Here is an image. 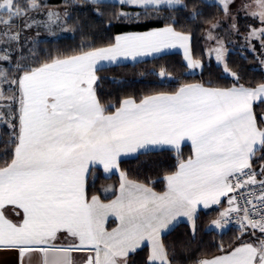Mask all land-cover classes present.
Wrapping results in <instances>:
<instances>
[{"label":"snow or ice","instance_id":"obj_1","mask_svg":"<svg viewBox=\"0 0 264 264\" xmlns=\"http://www.w3.org/2000/svg\"><path fill=\"white\" fill-rule=\"evenodd\" d=\"M191 2L189 19L195 20L203 13ZM116 3L121 10L113 18L137 22L189 6V0ZM233 3L219 0V7L238 32ZM44 7L41 0H0V78L10 92L0 88V101L10 102L7 111L0 109V126L10 130L7 140L0 137L5 147L0 155V251L15 252L18 264H131L132 255L147 246L145 264H173L175 252L162 234L186 217L194 242L198 207L223 206L227 197L229 207L210 227L223 230L235 213L249 240L238 238L228 247L221 243L219 254L196 256L191 264H264V114L258 122L254 112L255 105H264V83L246 87L233 72L231 87L186 84L173 93L105 105L94 88L105 62L135 61L180 47L187 66L195 69L201 63L192 57L191 34L178 30L169 17L161 28L116 35L104 46L49 57L35 66L17 63L13 72L6 67L12 60L10 46L21 42V32L37 23L32 14ZM240 10L259 21V28L249 26L245 39H259L264 52V0H248ZM46 15L49 29L61 21L58 12ZM208 23L207 38L216 40L212 51L219 62L225 50L213 30L220 22ZM158 75L168 73L162 68ZM184 141L191 142L187 158L180 151ZM165 145L177 152V164L164 175L162 191L120 172L115 199L105 203L89 196L88 176L97 166L110 173L119 169L122 156ZM254 160L261 162L258 170ZM256 185L259 194L244 191ZM237 193L246 201L243 207ZM109 217L118 221L110 231L105 227Z\"/></svg>","mask_w":264,"mask_h":264},{"label":"trees","instance_id":"obj_2","mask_svg":"<svg viewBox=\"0 0 264 264\" xmlns=\"http://www.w3.org/2000/svg\"><path fill=\"white\" fill-rule=\"evenodd\" d=\"M41 2L45 5L44 9L66 8L68 13L66 26L71 34L58 39H42L32 42L25 48L26 51L19 60L22 65L35 66L49 57L74 55L82 48L86 50L89 46H104L119 33L163 27L170 22L169 17L177 21L178 30L191 34L192 57L203 63L200 71H191L179 53L167 54L133 64L105 67L97 72L99 79L95 85L97 95L105 105L118 107L119 102L127 97L138 100L144 95L159 92L173 93L186 84L198 83L211 88H225L231 87L236 82L234 77L225 73L221 66L209 60L206 55L204 33L210 26L208 21L215 23L224 14L219 4L210 0H195L197 10L203 13L195 20L189 19V14L193 11L192 2L189 0L187 9L160 13L159 16L153 15L147 19L142 16L138 22L113 18V12L121 10L117 3L92 4L89 0H41ZM123 10L132 11L131 8ZM97 11L103 14L98 15ZM227 66L231 73L234 72L239 76V84L255 87L264 83V70L258 64L257 58L248 51L241 49L231 51ZM162 68L168 73L163 78L158 75ZM254 112L259 122L264 114V105H255ZM7 131L10 130L0 126V137L3 140L8 139L5 135ZM4 151V144L0 142V155ZM180 151L183 158H187L191 155L192 149L189 145H185L180 148ZM259 155L260 153L257 152V156ZM260 163L259 160H254L253 167L259 169ZM176 164L177 152L172 149H162L122 159L119 170L125 172L130 180L146 183L156 191H162L164 175L174 171ZM93 171L96 176L87 185L89 196H102L103 189L110 184L118 186L119 176L117 174L106 177L100 169ZM218 214V209L202 210L198 213L194 242L191 236V226L187 223H179L162 236L170 252H175L173 264H191V260L196 256L219 254L217 248L221 243L228 247L238 243V238L249 240V235L247 233L242 235V231L238 229L229 228L225 231L210 229L211 222L217 218ZM189 250L193 253L192 256L189 255ZM147 254L148 247L145 246L132 255L131 264H145Z\"/></svg>","mask_w":264,"mask_h":264},{"label":"rangeland","instance_id":"obj_3","mask_svg":"<svg viewBox=\"0 0 264 264\" xmlns=\"http://www.w3.org/2000/svg\"><path fill=\"white\" fill-rule=\"evenodd\" d=\"M210 1L219 4V0ZM101 2L116 3V0H101ZM247 2L248 0H235V3L231 4V12L232 15L235 17V23L237 28L239 29L238 32L233 31L231 29L233 20L230 18H226L224 14L222 17H220L219 20L215 22H220V27L218 29L213 30V36L217 37L223 43V48L225 51L224 58L222 61L218 62L215 52L212 51L218 46L216 40L207 38L208 30L210 29L211 25L207 28L204 33L207 58L209 60H213L217 65L221 66L224 71L225 64L227 65L229 54L235 49H246L245 51L252 53L257 58L258 64L264 70V63H262V61H264V52H262L261 50L259 39H254L251 42L245 39L249 30V26H254L256 28L260 27L258 20L252 19L250 16H246L245 13L240 10L241 4ZM47 11L58 12L61 14V21L57 24L52 25L51 29L44 26L45 22H47L48 20V17L46 15ZM65 13H67L66 8H49L42 9L39 15L32 14L37 23L31 29L23 30L21 32V42L19 44H14L10 46L12 60L6 65V67L14 72L13 69L16 68V64L19 63L20 58L25 53V48L28 47L29 44H31L32 42L42 39H58L70 35L71 33L66 26L67 19L64 18ZM253 47L255 48V51L252 50ZM200 63V67H197L195 69L190 68L191 71H200V69H202L203 67V63ZM225 73L231 75L229 68L227 72L225 71ZM0 88L4 89L6 94H10L8 85L7 83L3 82L2 78H0ZM7 103L10 102L0 101V109L7 111Z\"/></svg>","mask_w":264,"mask_h":264},{"label":"crops","instance_id":"obj_4","mask_svg":"<svg viewBox=\"0 0 264 264\" xmlns=\"http://www.w3.org/2000/svg\"><path fill=\"white\" fill-rule=\"evenodd\" d=\"M213 24H214V23H213ZM159 28H161V27H159ZM130 32H143V31H129V32L119 33L118 35H120V34H125V33H130ZM204 44H205V41H204ZM190 49H191V40H190ZM205 49H206V45H205ZM244 50H246V49H244ZM172 53H179V54H181L182 57H183V59H184L185 64L187 65V61H186L185 58H184V50H183L182 48H180V47H176V48L165 49V50H163L162 52L154 53V54H152V55L143 56V57H138L135 61H133L132 59L129 58V59H127V60H123V59H122V60H120L119 62H114V63H112V64H108L107 62H105V66H104L103 68H105V67H110V66H116V65H122V64H133V63H137V62H140V61H145V60H149V59L157 58V57H160V56H163V55H167V54H172ZM249 53H250V52H249ZM191 54H192V52H191ZM188 68H189V67H188ZM189 69H190V68H189ZM190 70H191V69H190ZM200 70H201V69H200ZM193 84H198V83H193ZM95 85H96V84H95ZM95 85H94V88H95ZM199 85H202V84H199ZM203 86H204V85H203ZM204 87L208 88L207 86H204ZM210 88H211V87H210ZM185 145H189V146L191 147V142H190V141H184V142H182L180 148H182V147L185 146ZM162 149H172V148H171L170 146L165 145V146H162V147H160V148H158V149H156V150H162ZM156 150H151V151H156ZM172 150H174V149H172ZM143 152H144L143 150H139V151L136 152V153H130V154L126 155V156H122L120 160H122V159H127V158H131V157H135V156H137L138 154L143 153ZM95 169H100V170H102L104 176H106V177H110V176H112L113 174H117V175L119 176V184H120V170H119V169H118V170H113V171L110 172V173H105V172L103 171V167H102V166H97ZM93 170H94V169H93ZM93 170L91 171L90 175L88 176V183H87V185L89 184V182H92V181L94 180L95 176H96ZM129 180H130V179H129ZM119 184H118L117 187H115L113 184H110V185L106 186V187L103 189V191H102V196H101V195H97V196H99L100 199H101L103 202H105V203L109 202L110 200L115 199V195H114V193H115V194H118ZM112 195H113V197H111ZM109 197H111V198H110V199H107V198H109ZM223 199H224V204H223V206H221V205H212V206H211L210 208H208V209H204L202 205L199 206V207H198V211H197V215H198V213H199L200 211H202V210L218 209V210H219V213H220L221 211H224V209H226L227 207H229V205L227 204V197H225V198H223ZM218 218H219V214H218V216H217L216 219H218ZM216 219H215V220H216ZM179 223H187L188 225L191 226V222L188 221V219H187L186 217H179V218L177 219V221L175 222L174 227H175L176 225H178ZM117 225H118V221H117L114 217H109L108 221H107L106 224H105V227L107 228V230L110 231L111 229L117 227ZM174 227H172V228H174ZM209 228H210V229H215V230L220 231V229H216L215 227H209ZM167 232H169V231H166L165 233H163L162 236H163L164 234H166ZM162 236H161V239H162ZM0 262H1V264H15V253L12 252V251H8V250H7V252H5V253H3V254L0 253Z\"/></svg>","mask_w":264,"mask_h":264},{"label":"built area","instance_id":"obj_5","mask_svg":"<svg viewBox=\"0 0 264 264\" xmlns=\"http://www.w3.org/2000/svg\"><path fill=\"white\" fill-rule=\"evenodd\" d=\"M255 168V167H253ZM256 169V168H255ZM258 170V169H257ZM257 179H260V177L258 176ZM244 191L248 192V193H251L252 191H255L257 194H259V191H260V188L258 185L256 186H250L246 189H244ZM231 195V194H230ZM237 200L239 202V204L243 207L246 203L245 199H243L239 193H237ZM229 228H234V229H238V230H241L240 229V226L239 224L236 222V214L234 213L233 214V217H232V221L224 228L225 230L229 229ZM242 231V230H241Z\"/></svg>","mask_w":264,"mask_h":264},{"label":"water","instance_id":"obj_6","mask_svg":"<svg viewBox=\"0 0 264 264\" xmlns=\"http://www.w3.org/2000/svg\"><path fill=\"white\" fill-rule=\"evenodd\" d=\"M5 252H7V250L0 251V253H2V254L5 253ZM0 264H1V262H0ZM15 264H18V257H17L16 253H15Z\"/></svg>","mask_w":264,"mask_h":264}]
</instances>
